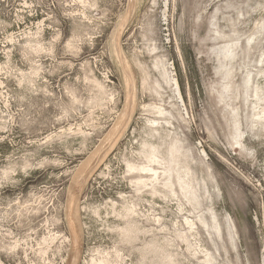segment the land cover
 Here are the masks:
<instances>
[{"label":"rangeland","instance_id":"1","mask_svg":"<svg viewBox=\"0 0 264 264\" xmlns=\"http://www.w3.org/2000/svg\"><path fill=\"white\" fill-rule=\"evenodd\" d=\"M0 264H264V0H0Z\"/></svg>","mask_w":264,"mask_h":264},{"label":"bare ground","instance_id":"2","mask_svg":"<svg viewBox=\"0 0 264 264\" xmlns=\"http://www.w3.org/2000/svg\"><path fill=\"white\" fill-rule=\"evenodd\" d=\"M132 12H133V11H132ZM114 32H115V31H114ZM123 65H124V64H123ZM128 68H129V67H128ZM166 75H167V74H166ZM128 78H129V77H128ZM172 80H173V79H172ZM129 84L131 85V83H129ZM133 84H134V83H133ZM175 84H176V83H175ZM174 86H175V85H174ZM175 87H176V86H175ZM128 88H129V87H128ZM130 89H131V88H130ZM174 89H175V88H174ZM176 90H177V89H176ZM176 93H177V92H176ZM129 94H130V92H129ZM176 96H178V95H176ZM130 97H131V96H130ZM132 97H133V96H132ZM178 98H179V97H178ZM128 99H129V97H128ZM179 99H180V98H179ZM130 100H131V99H130ZM180 101H181V100H180ZM132 103H133V102H132ZM129 106H130V105H129ZM125 107H126V106H125ZM131 107H132V106H131ZM132 108H133V107H132ZM126 109H127V107H126ZM130 110H131V109H130ZM124 112H125V111H124ZM126 112H127V110H126ZM129 113H130V112H129ZM126 114H127V113H126ZM121 115H122V113H121ZM122 117H123V116H122ZM124 118H125V117H124ZM129 118H130V116H129ZM125 119H126V118H125ZM120 120H121V119H120ZM126 120L128 121L129 119H126ZM121 123H122V122H121ZM119 124H120V123H119ZM123 124H124V123H123ZM126 124H127V123H126ZM117 125H118V124H117ZM117 125H116V126H117ZM120 125H121V124H120ZM120 125H119V126H120ZM114 126H115V125H114ZM119 126H118V127H119ZM121 126H122V125H121ZM120 128H121V127H120ZM114 129H115V128H114ZM115 131H116V130H115ZM115 131H114V134H115ZM121 133H122V132H121ZM114 134H112V135H114ZM112 135H111V136H112ZM107 138H108V137H107ZM109 138H110V139L112 138V137H110V134H109ZM114 138H116L115 135H114ZM114 140H115V139H114ZM112 141H113V139H112ZM105 143H106V141H105ZM108 143H110V142H108ZM108 143H107V144H108ZM114 143H115V142H114ZM107 144H106V145H107ZM108 145H109V144H108ZM111 145H112V144H111ZM101 146H103V145H101ZM103 148H104V147H103ZM98 149H99V148H98ZM102 150H103V149H102ZM97 151H98V150H97ZM93 152H94V151H93ZM100 152H101V151H100ZM96 153H97V152H96ZM98 153H99V152H98ZM101 153H102V152H101ZM93 154H94V153H93ZM98 155H100V154H98ZM98 155H97V156H98ZM101 156H102V154H101ZM93 157H94V156H93ZM91 159H92V158H91ZM95 159H96V156H95ZM89 160H90V159H89ZM87 164H88V163H87ZM91 164H92V163H91ZM73 206H74V204H73ZM71 208H72V207H71ZM71 212H74V220H73V221H75V222L71 221V224H73V223L76 224V227H75L74 225H72V227L76 228L75 230L72 229L73 240L76 242V241L78 240V237H79V233L77 232V231H78V227H77V225H78V224H77V223H78L77 221H78V220H77V216H76L75 209H74V211H71ZM71 212H70V213H71ZM69 215H70V214H69ZM69 217H70V216H69ZM71 218H72V217H71ZM72 222H73V223H72ZM76 248H77V247H76ZM75 250H76V249H75ZM75 250H74V251H75ZM74 255H75V254H74ZM72 258H74V257H72ZM75 258H76V257H75ZM76 261H77V260H76Z\"/></svg>","mask_w":264,"mask_h":264}]
</instances>
